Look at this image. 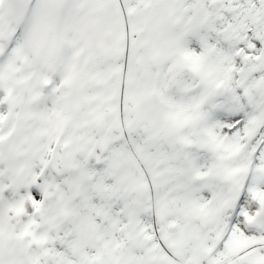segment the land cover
Segmentation results:
<instances>
[{"label":"snow or ice","instance_id":"snow-or-ice-1","mask_svg":"<svg viewBox=\"0 0 264 264\" xmlns=\"http://www.w3.org/2000/svg\"><path fill=\"white\" fill-rule=\"evenodd\" d=\"M0 264H264V0H0Z\"/></svg>","mask_w":264,"mask_h":264}]
</instances>
